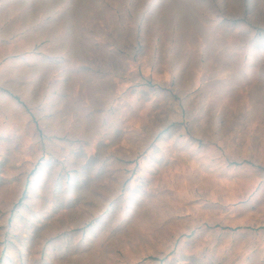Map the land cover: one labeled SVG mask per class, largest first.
I'll return each mask as SVG.
<instances>
[{
	"label": "rangeland",
	"instance_id": "374dc122",
	"mask_svg": "<svg viewBox=\"0 0 264 264\" xmlns=\"http://www.w3.org/2000/svg\"><path fill=\"white\" fill-rule=\"evenodd\" d=\"M0 264H264V0H0Z\"/></svg>",
	"mask_w": 264,
	"mask_h": 264
}]
</instances>
